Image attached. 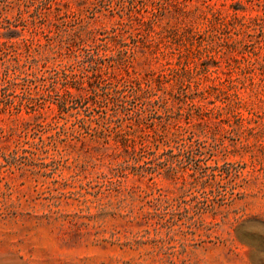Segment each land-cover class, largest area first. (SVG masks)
I'll use <instances>...</instances> for the list:
<instances>
[{
	"label": "rangeland",
	"instance_id": "obj_1",
	"mask_svg": "<svg viewBox=\"0 0 264 264\" xmlns=\"http://www.w3.org/2000/svg\"><path fill=\"white\" fill-rule=\"evenodd\" d=\"M0 264H264V0H0Z\"/></svg>",
	"mask_w": 264,
	"mask_h": 264
},
{
	"label": "trees",
	"instance_id": "obj_2",
	"mask_svg": "<svg viewBox=\"0 0 264 264\" xmlns=\"http://www.w3.org/2000/svg\"><path fill=\"white\" fill-rule=\"evenodd\" d=\"M87 62V70L91 73V75L96 76L97 78H101L102 73L100 69L97 67V63L99 62V58L95 57L93 54H86ZM114 86L109 91H103V96L108 98H113L117 101L120 107H124L125 103L128 101V98L131 97L132 99H139L143 97L144 94H147L148 91L143 89L137 79H129V80H122L119 84L118 82L113 84ZM70 90L68 93L70 94ZM95 92V91H94ZM145 92V93H144ZM145 97L147 95H144ZM145 103L149 104L150 100H144ZM121 137L123 138V142L128 141V137L125 134H122Z\"/></svg>",
	"mask_w": 264,
	"mask_h": 264
}]
</instances>
